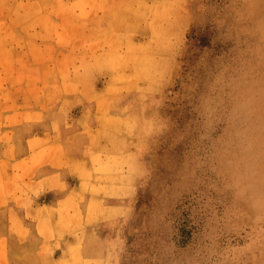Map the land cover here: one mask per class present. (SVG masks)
<instances>
[{
  "label": "rangeland",
  "instance_id": "374dc122",
  "mask_svg": "<svg viewBox=\"0 0 264 264\" xmlns=\"http://www.w3.org/2000/svg\"><path fill=\"white\" fill-rule=\"evenodd\" d=\"M263 91L264 0H0V124L95 105L92 264H264Z\"/></svg>",
  "mask_w": 264,
  "mask_h": 264
},
{
  "label": "crops",
  "instance_id": "0c3cea01",
  "mask_svg": "<svg viewBox=\"0 0 264 264\" xmlns=\"http://www.w3.org/2000/svg\"><path fill=\"white\" fill-rule=\"evenodd\" d=\"M36 114L0 124V264L95 263L90 237L102 219L86 173L95 105L51 103Z\"/></svg>",
  "mask_w": 264,
  "mask_h": 264
},
{
  "label": "bare ground",
  "instance_id": "6f19581e",
  "mask_svg": "<svg viewBox=\"0 0 264 264\" xmlns=\"http://www.w3.org/2000/svg\"><path fill=\"white\" fill-rule=\"evenodd\" d=\"M264 92V91H263ZM257 117V116H256ZM260 119L258 118V120H257V123L256 124H260V122L258 123V121H259ZM264 121H262V123H263ZM262 123H261V125H262ZM254 125V124H253ZM252 173V172H251ZM258 200V199H257Z\"/></svg>",
  "mask_w": 264,
  "mask_h": 264
}]
</instances>
